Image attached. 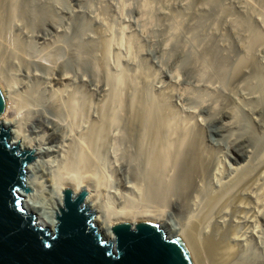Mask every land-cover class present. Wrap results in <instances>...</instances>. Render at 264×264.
<instances>
[{
  "label": "rangeland",
  "instance_id": "374dc122",
  "mask_svg": "<svg viewBox=\"0 0 264 264\" xmlns=\"http://www.w3.org/2000/svg\"><path fill=\"white\" fill-rule=\"evenodd\" d=\"M56 1L54 6L57 8L49 3L44 7L35 5L40 9H35L38 19L31 25V31L40 40H36L38 49H27L28 56L24 59L33 60L37 55L43 58V64L35 63L34 67L42 81L50 83V74L56 78L62 75V70L57 68L52 72V63L48 61L51 52L58 50L54 49L56 45L66 52L65 49H69L67 42L77 38L80 50L96 48L100 62L99 84L105 92L93 90L87 77L80 79L78 88L75 86L74 89L78 94L74 95L79 97L82 113L75 120L80 121L77 131L88 134L87 106L90 110L94 107L90 114L97 117L107 113L110 116L112 112L111 138L106 145L105 138L100 137L98 159L101 169L94 175L104 191L103 196L109 194L104 198L112 203L111 206H116L120 190H126L128 197H133L134 205L131 206L135 211L156 206L154 202L148 203L147 198L150 181L146 169L152 142L150 136L141 140L148 119L149 124H146L150 127L155 123H151L152 120L159 121L156 130L165 140L172 135L174 141L189 137L190 146L198 149L195 139L205 138L199 142V147L204 148L210 158L204 164L209 168V174L217 165L221 166L223 178L218 193H225L205 218L210 234H201L194 227L193 223L202 219L198 211L186 218L169 208L163 212L162 219L171 231L183 230L182 241L188 239L194 248V264H224L220 262V252L212 249L217 242H227L233 247V255L226 264H238L242 260L264 264V219L261 217V212L264 213V92L254 93L259 90L258 85L264 83V0ZM25 2L29 0H18L15 19L21 16ZM1 3V11L5 10L0 16V78L18 84L11 73L9 60L14 55L9 49H17L15 53L18 54V44L27 45L24 41L33 40L25 37L24 28H20L22 25L10 23L9 0ZM43 17L49 23L62 24L46 31L39 21ZM27 24L29 27L30 23ZM44 58L47 61L44 62ZM33 61L37 62V59ZM66 62L69 68V60ZM249 81L254 87L252 90L249 87L251 92L245 89ZM69 95H65L68 100L73 97ZM254 95L263 106L259 107L262 115L249 111V107L255 106ZM234 116L240 125L229 130L226 126L237 121ZM253 124H259V127H253ZM238 131L243 136L241 144L231 147L227 144L229 137ZM21 134L26 139L34 137L24 125ZM47 156L46 160L56 161L55 156ZM33 157L38 161L34 152ZM180 161L177 173L188 180V155L183 154ZM43 170L48 181L52 169L44 166ZM77 175L80 177L79 173ZM123 186L127 188L122 189ZM27 187L31 194L35 193L29 184ZM209 189L204 186L205 203L211 195Z\"/></svg>",
  "mask_w": 264,
  "mask_h": 264
},
{
  "label": "bare ground",
  "instance_id": "6f19581e",
  "mask_svg": "<svg viewBox=\"0 0 264 264\" xmlns=\"http://www.w3.org/2000/svg\"><path fill=\"white\" fill-rule=\"evenodd\" d=\"M2 1L5 0H0V16L2 11L5 10L3 9L1 11V8L3 7V3H1ZM17 2L18 0H9L7 11L9 12L8 16L10 19H7H9L10 23L14 21L13 23L17 22L22 25L20 28H24L23 33L25 34V37L30 38L33 41L22 40L27 45L17 43L20 46L22 45L21 48L18 46V54L17 52L15 53L17 49L15 51L14 48L9 49L11 50L9 53L14 55L13 59L9 60L11 61V73L13 72V79L16 80L18 84L10 83L5 79V77L3 78L5 80H3L2 77L0 78V92L4 102L3 110L0 113V125L5 129H8L10 135L8 141L10 145L17 146L19 151H33L38 157H36L38 161H34L33 159L34 162L32 161L25 168L23 184L28 189V191H18V195L21 198V205L25 212L31 213L35 216L37 225L52 229L55 226V215L63 206V191L69 190L71 192V198L76 197L81 191H85L86 197L83 200L82 206L87 208V212L93 216V224L97 229V232L100 233L103 240L110 241L112 239L111 228L115 224L129 223L130 225H134L138 222H148L161 229L167 235V237H176L181 239L182 245L187 251L192 264H194V252L192 253L194 248L192 247L191 243H189L190 241L188 242V239L187 241H182L181 237L184 236L182 234H185L183 233V230L179 229L180 231H171L162 218L163 212L169 208L178 211V213H181L182 215H185L186 218H190L191 215H194L198 211L197 214H202V219H200V222L196 221L193 223L194 227H197V230L202 232L201 234H210V226L209 223H205V218L210 210L215 207L217 202L224 197L225 193L224 191L218 193V189L221 188V181L223 178L221 166L217 165V167L211 171V174H209V171H207L209 168L204 164V162L208 161L210 158L208 154L204 153V148L199 147V142H203L205 138L195 139L196 142L194 143L198 149L194 146H190L191 140L190 142L187 140L189 137L183 136L179 141H174V139H172L174 136L172 135V138L168 139V137V140H165L159 136L160 134L158 133V130H156V127H159V121L152 120L153 122L151 121V123H155L153 124V127L152 125L150 127L146 124H149L148 119L143 128L144 131H142L141 134L142 139H140L143 140L150 136L152 142L148 151L149 165L146 169V174L148 175L147 180L150 181V188L148 190L149 192L147 193V198H149L148 203L154 202L156 206H153L152 208L150 207V210L148 208L135 211V208L132 207L134 205V202H132L133 197H128V194L124 192L126 190L122 191L126 193L127 196L120 190V198L118 199L119 202H117L116 206L114 204L111 206L112 203L110 204L108 199L104 198L109 194L103 196L102 193L104 191H101L99 186L100 184H98V181L94 178V175L100 168L98 159L100 151L99 145L101 144V142L99 143V140L102 141L100 137H102V139L105 138V143L106 141L109 143V139L111 138L110 127L112 123H114L112 122V112L110 115L112 117H110L108 113L104 116L101 115L102 117H97L94 116V114H90V112L94 110V107H90V110L87 106L86 109L88 112V119H86V123H88L89 132H86L88 134L84 132L79 133L77 131L80 121L75 120V118L80 116L82 113V107L80 105V100L78 99L79 97L76 98L74 95L76 94V91L74 90L75 86L79 84L80 79L83 80L85 77H87L88 79L86 81L93 90L97 89L99 92H105L103 87H101L99 84L98 73L100 62L96 56V48L91 50L88 48L85 50H80L77 44V38L67 42L69 49H65L66 52L63 51L62 48L59 49L60 46L56 45L54 49L58 48V50L53 52L49 51V53L51 52V56L48 61L52 63L50 70L52 72L55 68L62 70V75L59 77L57 76V78L52 77L55 75H53L51 72L52 74H50V77L52 80L50 83H44L42 81L43 78L41 77V74L37 68L34 67L35 63L36 65L37 63L43 64V58H38L37 55V57H35L37 59L36 62L33 61L36 59H24V57L28 56L26 52L27 49L30 47L34 49V47L37 45L36 40H40L39 36L35 34L33 30L31 31V25H34L38 19L35 14V9L38 6L35 8V5L42 4L44 7L49 3L54 6L57 4V1L29 0V2H25V5H23L21 8L22 11L21 16L18 17L19 19H15L17 17L14 16L15 11H17ZM39 19H41L39 20L40 25H43L46 31L50 28L57 29L62 24L56 21H53L56 23H49L47 21L48 19L45 17ZM27 22L30 23L29 27H26V25H29ZM35 51L33 50L32 52ZM40 55H42V53ZM44 55L45 54L42 56ZM3 57H5V55ZM66 58L69 60V68L66 67ZM45 61L47 60L44 58V62ZM221 72L222 71L220 69L219 73ZM51 82L53 83L52 86H55V88L51 86ZM251 82H247L245 86V89L250 92L252 88H254L252 87L253 85ZM250 86L251 90L249 88ZM258 88L259 90H256L257 92L254 93L261 94L264 92V83L258 85ZM97 90L94 92H97ZM48 91L50 93H48ZM65 91L67 92L66 94L70 93L73 95L72 98L70 97V100H68V98L66 99L67 96L65 97ZM253 98H256L255 95ZM259 107L263 106L256 98L255 106L249 107V111H252V113L256 115L257 113L258 115H262V108L259 109ZM225 113L226 115H229V112ZM84 114H86V112ZM69 117L71 120H69ZM235 118L237 117L234 116L233 119L235 120ZM232 122H228L229 125L226 126L229 130L239 127L240 122L238 118L237 121L235 120V122ZM22 125L25 126L26 131L29 132L30 135L34 136L33 138L26 139V136L21 134ZM256 125L259 127V124ZM256 125L253 124V127ZM262 126L260 127L261 129H263ZM148 127H150L151 130L153 129V131L150 129L147 130ZM258 127L256 126V128ZM148 131H150V134ZM239 131L233 134L230 133L231 136L229 137L227 144H230L231 147L240 143L243 136L239 135ZM245 133H248V131ZM107 152H109V150ZM185 153L188 155V159L190 161L187 162V164H189V171L187 173V177H189L188 180L177 173L179 170L178 163L182 161H180V158L183 157V154L185 155ZM48 154L55 156L56 161L51 162L50 160H46L45 158L48 157ZM176 156L178 158H176ZM235 156L237 155L235 154ZM44 166L49 168V170L52 169V172H50V175L48 176V178H50L48 181L44 175ZM206 172L210 175L208 178L205 177L207 175ZM71 173L74 175H70ZM78 173L80 174V177L77 175ZM81 176L83 179H81ZM28 184L35 189V193L31 194L29 188L27 187ZM204 186H208V188H210L209 190L211 195L208 196L207 203H205L206 195H204ZM125 187L123 186L122 189ZM46 203H48L49 207ZM40 204L43 205V207H41ZM261 214V217L264 219V213L261 212ZM226 243L217 242L212 245L213 247L210 245L212 249L216 251V253L220 252V262H223L224 264H226L233 255V247ZM247 261L242 260L238 264L252 263Z\"/></svg>",
  "mask_w": 264,
  "mask_h": 264
},
{
  "label": "water",
  "instance_id": "95a60500",
  "mask_svg": "<svg viewBox=\"0 0 264 264\" xmlns=\"http://www.w3.org/2000/svg\"><path fill=\"white\" fill-rule=\"evenodd\" d=\"M4 107L0 92V113ZM0 125V264H192L180 239L167 237L148 222L115 224L103 240L93 216L83 207L86 192L62 193V208L52 229L37 225L26 213L18 191L33 151H19Z\"/></svg>",
  "mask_w": 264,
  "mask_h": 264
}]
</instances>
